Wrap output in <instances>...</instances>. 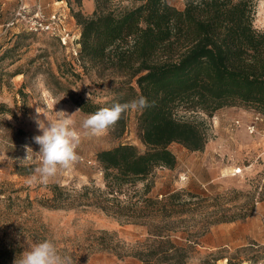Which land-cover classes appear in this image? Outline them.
Segmentation results:
<instances>
[{
	"label": "trees",
	"instance_id": "1",
	"mask_svg": "<svg viewBox=\"0 0 264 264\" xmlns=\"http://www.w3.org/2000/svg\"><path fill=\"white\" fill-rule=\"evenodd\" d=\"M257 1L187 0L180 10L169 0H143L134 9L120 10L111 0H95L92 15L75 12L80 27L76 61L84 74L94 72L100 79L121 82L117 96L103 105L69 93L70 97L89 115L140 96L147 98L150 107L138 116L147 149L141 153L133 145H121L100 151L96 162L103 173V188L90 185L77 190L55 184L41 203L53 209L93 208L122 224L146 228L145 240L125 254L115 249L119 243L112 238L100 248L121 258L134 257L141 264H188L212 225L248 217L252 195L244 204L231 206L221 200L223 196L187 190L159 199L152 195V176L159 167L177 166L169 149L172 143L202 152L209 142L206 121L184 119L179 111L203 112L211 118L223 108L245 107L264 115V31L254 27ZM21 34L36 33L22 30ZM16 49L19 42L0 59ZM64 69L61 77L80 75L70 63ZM55 84L63 85L58 78ZM125 114L118 121L123 127ZM19 134L26 136L28 146L33 145V137ZM258 194L263 200L264 187ZM248 206L249 212L244 211ZM22 253L19 244L0 239V264H14Z\"/></svg>",
	"mask_w": 264,
	"mask_h": 264
},
{
	"label": "rangeland",
	"instance_id": "2",
	"mask_svg": "<svg viewBox=\"0 0 264 264\" xmlns=\"http://www.w3.org/2000/svg\"><path fill=\"white\" fill-rule=\"evenodd\" d=\"M111 1L120 10L134 9L143 3V0ZM186 1L169 0L180 10L185 8ZM0 3V57L19 42V49L0 59V106L5 108L0 109V239L19 244L22 251L30 243L51 240L57 251L70 257L73 264H141L134 257L121 258L114 251L100 248L112 238L119 243L115 249L125 254L145 240L146 228L122 224L93 208L53 209L41 203L48 198L49 187L55 184L77 190L90 185L103 188V173L96 162L100 151L121 145H133L141 153L147 149L141 141L140 111H127L124 127L117 122L106 133L90 138L81 126L89 114L81 112L69 95L103 105L117 96L121 82L113 77L100 79L94 72L84 74L76 61L80 27L73 14L81 11L85 16L92 15L95 0H1ZM22 5L25 14L33 18L38 6L44 20L56 17L54 21L64 41L58 42L47 33L18 35L25 22L8 24ZM254 27L264 31V0L256 2ZM66 63L72 64L80 75L61 77ZM37 77L42 79L38 81ZM57 78L63 83L61 88L55 84ZM37 106L51 120L56 119L58 111L71 115L81 142L76 149L78 160L70 168L60 170L48 184L29 185L26 181L39 164L36 153L39 146L36 143L28 146L26 136L19 132L30 137L42 134L31 118L36 115ZM179 117L206 121L209 142L202 152H191L179 143H172L169 149L177 158V166L154 171L152 195L161 199L167 193L187 190L223 196L221 200L228 206L244 204L251 195L253 201L252 212L245 219L212 225L188 264H264V199L258 194L264 187V115L252 108L228 107L211 118L203 112L184 111H179ZM26 145L33 150L28 152V162L21 166L16 158L25 157ZM141 187L139 184L138 188ZM233 190L237 193L229 196ZM250 208L244 211L249 212Z\"/></svg>",
	"mask_w": 264,
	"mask_h": 264
},
{
	"label": "clouds",
	"instance_id": "3",
	"mask_svg": "<svg viewBox=\"0 0 264 264\" xmlns=\"http://www.w3.org/2000/svg\"><path fill=\"white\" fill-rule=\"evenodd\" d=\"M40 79L42 77H37L38 81ZM147 107H150L147 98L140 96L124 104L117 103L111 108H101L83 119L81 126L88 137H96L115 126L127 111H143ZM35 113L31 118L42 134L33 137L34 143L39 146V151L36 152L39 164L34 167L26 181L29 185L48 184L60 170L70 168L78 160L76 149L81 142L80 133L73 127L71 115L65 111H58L54 120L49 119L40 106L35 108ZM42 116L44 119H41ZM30 149L33 150L26 145L25 157L16 158L19 165L28 162ZM14 264H73V261L70 257L61 255L55 243L46 239L30 243Z\"/></svg>",
	"mask_w": 264,
	"mask_h": 264
},
{
	"label": "built area",
	"instance_id": "4",
	"mask_svg": "<svg viewBox=\"0 0 264 264\" xmlns=\"http://www.w3.org/2000/svg\"><path fill=\"white\" fill-rule=\"evenodd\" d=\"M22 1V0H20ZM43 15L41 12V7L38 6L36 8V15L31 16L28 14H25V7L22 5L19 7L18 12L15 14V17L12 21H10V23L8 24L9 26H15L16 22H25V28H23L22 30L27 31V32H32V33H47L49 34L51 37L57 38L60 41H64L62 35L60 34L59 29L57 28V25L55 24L56 21H54V19L56 17H52L51 19L49 18L47 20L43 19ZM23 22V23H24ZM80 39V37H79ZM76 55H78V53H76ZM249 130L251 132L254 131V128L249 127Z\"/></svg>",
	"mask_w": 264,
	"mask_h": 264
}]
</instances>
